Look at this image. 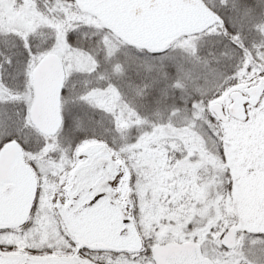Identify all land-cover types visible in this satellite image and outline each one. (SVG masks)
<instances>
[{
    "label": "rangeland",
    "instance_id": "obj_1",
    "mask_svg": "<svg viewBox=\"0 0 264 264\" xmlns=\"http://www.w3.org/2000/svg\"><path fill=\"white\" fill-rule=\"evenodd\" d=\"M213 15L216 18L213 25H222L218 15L214 12ZM81 27L89 36H82V42L70 39V33ZM0 30L20 37L25 44L33 36L49 38L47 52L28 55L27 64L23 55L7 61V70L12 76H23L14 93L5 89L0 79V147L9 136H17L33 145L41 139L35 137L38 134L30 135L25 125L34 130L30 121L32 77L40 61L48 55L59 57L65 68L61 113L69 128L83 125L80 102L95 110L112 112L119 120L123 118L118 95L113 96L115 91L110 93L109 86L105 90L97 88L93 74L98 63L102 71L114 68V72L121 71L118 66L135 65V55L144 51L143 48L119 38L97 17L80 9L75 0H0ZM91 31L102 38H96ZM76 41L89 51L75 48ZM189 42V36L179 37L156 51H148L159 53L176 44L189 46ZM246 73L210 105L227 106L233 93H243L245 89L264 84V72ZM12 94H15L13 100ZM232 124L217 123L223 146L222 155L218 157L210 156L203 149L199 135L188 132L143 136L131 146L126 157L96 137L80 138L71 154L58 152L54 138H43L45 146L33 154L27 153L26 160L41 186L40 194L56 198L40 199L35 214L30 215L23 226L26 228L23 233L16 234L22 227L1 229L0 253L60 257L59 249H63L61 245L65 241L74 243L78 252L101 249L86 247L73 237L57 206L58 202L64 206L74 192L76 171L87 162L86 151L101 149L111 158L113 173H108V199L99 201H108L119 212V217H124V222L130 219L142 242L139 251H113L112 256H107L106 264H154L140 257L147 242L152 249L159 244L190 241L200 245L214 264H264V170L256 162L258 152L264 153V94L252 117ZM167 144L172 146V151L179 149V144L186 151L176 165L168 164ZM178 206L182 208L178 210ZM231 228L236 231V245L227 250L223 238Z\"/></svg>",
    "mask_w": 264,
    "mask_h": 264
},
{
    "label": "trees",
    "instance_id": "obj_2",
    "mask_svg": "<svg viewBox=\"0 0 264 264\" xmlns=\"http://www.w3.org/2000/svg\"><path fill=\"white\" fill-rule=\"evenodd\" d=\"M204 3L218 15L222 25L212 24L201 33L189 35V46L176 44L159 53L146 50L132 52L137 54L135 65L118 66L120 72H114V68L102 71L97 62L93 74L97 78H94L96 86L101 90L109 86L110 93L115 91L112 94L118 95L123 118L119 120L112 112L95 110L80 102L78 106L83 119L80 123L83 125L69 128L64 116L62 132L55 145L58 152L69 153L80 138L90 136L107 142L118 154L126 157L131 146L143 136L188 132L202 138L203 149L210 156L222 155L218 122L209 113V105L246 72H264V0H204ZM91 33L98 39L102 38ZM82 36H89L83 27L69 35L70 39L75 41L76 38L80 42L83 41ZM44 37L33 36L25 44L20 37L0 30V79L5 89L14 93L23 76H12L7 70V61L23 55L27 64L28 55L45 54L49 49V38L44 40ZM78 41L74 42L75 48L89 51ZM14 96L12 94V100ZM25 127L30 135H37L35 129ZM35 137L41 138L36 145L17 136H9L7 141L3 139V145L17 141L25 153L37 152L45 143L41 136ZM171 149L170 144L165 146L170 158L169 166L178 164L186 154L181 144L176 151ZM180 208L178 206V210ZM88 257L96 264H106L108 259L100 253ZM142 257L145 262L151 260L148 242Z\"/></svg>",
    "mask_w": 264,
    "mask_h": 264
},
{
    "label": "water",
    "instance_id": "obj_3",
    "mask_svg": "<svg viewBox=\"0 0 264 264\" xmlns=\"http://www.w3.org/2000/svg\"><path fill=\"white\" fill-rule=\"evenodd\" d=\"M78 1L85 11L96 15L121 37L150 48H156L181 34L202 30L213 21L212 14L200 0ZM65 78L63 64L55 55L46 56L34 70L30 120L42 135L54 137L62 126L61 95ZM252 91L255 104L261 88ZM243 104L241 108L233 105L231 109H236L231 111L233 117L246 119ZM211 109L219 120H228L221 104L215 103ZM9 182H13L15 188L6 194L2 188ZM33 190L34 179L31 170L22 161L21 148L17 144L6 146L0 152V226H17L25 220L26 206ZM223 245L227 249L235 247L234 229L227 232ZM152 257L154 264H214L204 257L196 242L157 245L152 250Z\"/></svg>",
    "mask_w": 264,
    "mask_h": 264
},
{
    "label": "flooded vegetation",
    "instance_id": "obj_4",
    "mask_svg": "<svg viewBox=\"0 0 264 264\" xmlns=\"http://www.w3.org/2000/svg\"><path fill=\"white\" fill-rule=\"evenodd\" d=\"M253 88H261L259 99L255 104H253L255 100V95L253 96L252 91ZM263 94L264 84L245 89L243 93H233L230 97V103L227 106H223V113L228 120L222 123L225 125H233V121L245 122L248 117L253 116V110L259 104ZM241 103H244L242 106L243 113L246 116L245 120L235 118L231 113V111L236 110L231 109L233 105L237 104V107L241 108ZM226 144L227 141H224L223 145ZM232 151H234V148H232ZM258 154V158H256L257 165L264 168V153L260 150ZM85 158L87 162L81 164L76 171L74 192L70 193L68 201L64 206L60 202L57 203V206L67 230L73 237L86 247H99L101 249L80 250L78 252L75 249L74 243L71 244L65 241L63 246L61 245L63 249H59L61 252L58 253L60 257L38 258L21 254L9 255L0 253V264H89L85 260L93 261L88 257L90 254L100 253L101 255L104 254L110 257L113 251H135L137 249L135 246L138 247L139 244L133 231L129 228V223L120 219L119 213L114 210L113 206L109 205L108 201H99L102 198L108 199V183L110 182L108 173H113L111 158L101 149H90L86 151ZM23 159L27 162L25 155H23ZM35 187V194H33L26 206L28 208L27 218L35 214L34 210L37 209L40 199L56 198L41 195V186L37 184V180ZM13 188H15V184L9 182L4 184L2 190L8 194ZM1 229L14 228L0 226ZM25 230L26 228H19L16 234L19 235Z\"/></svg>",
    "mask_w": 264,
    "mask_h": 264
}]
</instances>
